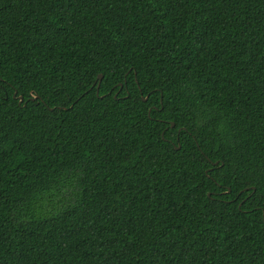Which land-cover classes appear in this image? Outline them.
<instances>
[{
  "label": "trees",
  "instance_id": "16d2710c",
  "mask_svg": "<svg viewBox=\"0 0 264 264\" xmlns=\"http://www.w3.org/2000/svg\"><path fill=\"white\" fill-rule=\"evenodd\" d=\"M0 264H264V0H0Z\"/></svg>",
  "mask_w": 264,
  "mask_h": 264
},
{
  "label": "water",
  "instance_id": "95a60500",
  "mask_svg": "<svg viewBox=\"0 0 264 264\" xmlns=\"http://www.w3.org/2000/svg\"><path fill=\"white\" fill-rule=\"evenodd\" d=\"M99 79L102 81L104 79V76L103 75H100L99 76ZM122 88H123V84H122ZM19 99H20V103L23 102V100H24L23 97H19ZM32 99L33 100H36V99H38V97H34ZM148 100H149V97L145 98V101H148ZM175 126H176V124L173 123L172 127H175ZM181 148H182V146L180 145L179 149H181ZM216 164H219V162H217ZM229 192H232V190H229Z\"/></svg>",
  "mask_w": 264,
  "mask_h": 264
}]
</instances>
